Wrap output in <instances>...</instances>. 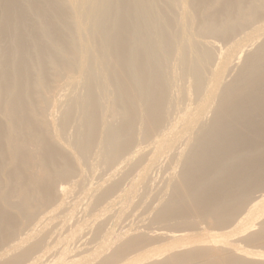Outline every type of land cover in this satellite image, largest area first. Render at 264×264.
<instances>
[{
    "label": "bare ground",
    "instance_id": "1",
    "mask_svg": "<svg viewBox=\"0 0 264 264\" xmlns=\"http://www.w3.org/2000/svg\"><path fill=\"white\" fill-rule=\"evenodd\" d=\"M0 264H264V0H0Z\"/></svg>",
    "mask_w": 264,
    "mask_h": 264
},
{
    "label": "rangeland",
    "instance_id": "2",
    "mask_svg": "<svg viewBox=\"0 0 264 264\" xmlns=\"http://www.w3.org/2000/svg\"><path fill=\"white\" fill-rule=\"evenodd\" d=\"M161 171H162V170H161ZM170 171H171V170H170ZM170 171H168L167 166H166V170H164L163 173H162V172H158V173L161 174V175H159V176H162V175H163V176H166V177H167V175H166L165 173L167 172V174H169ZM98 172H99V175H96V176L99 177V176L102 175V174H100L101 171L98 170ZM158 173H157V174H158ZM96 174H98V173H96ZM98 177H96V178H98ZM159 178H160V177H159ZM161 178H163V177H161ZM161 178H160V179H161ZM95 181H96V180H95ZM154 191H156V190H154ZM152 193H153V192H152ZM152 195H153V194H152ZM140 209H142V210H141L142 212L140 211ZM138 210H139V211H138ZM141 213H143V208L139 207V208L137 209V211H136V214H135L133 217H130L131 219H128V220H127L128 222L126 221L125 223H126V224H130V223L132 222V220H133L132 223H136V224H138V225L141 224L140 222H141V220H142L143 217H144V215H143V216H140V215H139V214H141ZM137 214H138L139 216H138ZM145 215H146V214H145ZM141 217H142V218H141ZM134 219H135L136 221H135ZM137 219H138V221H137ZM139 220H140V222H139ZM130 221H131V222H130ZM138 222H139V223H138ZM126 224H124V225H126Z\"/></svg>",
    "mask_w": 264,
    "mask_h": 264
}]
</instances>
